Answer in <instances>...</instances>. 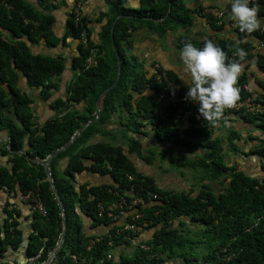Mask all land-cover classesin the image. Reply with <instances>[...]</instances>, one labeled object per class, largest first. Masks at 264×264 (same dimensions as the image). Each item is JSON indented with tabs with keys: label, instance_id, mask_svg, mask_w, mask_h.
<instances>
[{
	"label": "trees",
	"instance_id": "trees-1",
	"mask_svg": "<svg viewBox=\"0 0 264 264\" xmlns=\"http://www.w3.org/2000/svg\"><path fill=\"white\" fill-rule=\"evenodd\" d=\"M124 1L106 0L110 18L99 35L100 45L86 39L87 45L83 46L80 43V30L73 26L71 11L66 20L64 36L56 39L51 31L53 17L44 13L48 11L45 0H37L40 10L24 0H0V85L5 88L3 90L0 87V131H5L8 138L7 143L0 145V157L10 156L7 160L10 167H0V190L3 189L7 195L15 194L16 191L35 192L45 209L44 218L31 214V231L24 248L25 258L37 256L38 262L45 261L57 243L60 232L59 209L51 195L43 169L28 160L43 161L65 145L81 124L94 117L97 96L112 83L115 76L116 60L111 48L112 41L120 64L119 79L102 98L98 121L85 127L75 141L48 165L66 216L65 239L55 260L58 264H77L81 259L87 264H112L106 259V252L112 247L127 246L129 242L123 237H129L130 233L115 235V227L110 226L109 217L105 214L98 216V205L106 208L116 200L117 195L129 192L146 202L140 211L142 220L146 221L143 231L152 230L150 244L153 251L160 254L168 252L169 256L174 257L175 250L181 249L180 235L172 228L173 221L178 219L181 227L185 223L196 224L203 227L204 233L217 236V245L205 260L220 248L229 247L231 252H238L227 264H264V178L259 182L258 179L237 171L234 166L228 167L223 163V147L218 140L211 139V131L216 123L204 121L198 112V105L186 109L188 125L181 131L172 121L173 109L169 105L165 109L167 116L160 115L158 95L162 92L171 97L176 93L164 89L163 79L157 82L153 76L144 79L136 74L121 53L120 42L128 43L126 39L134 29V23L152 27L162 35L172 26L188 28L192 22L188 16L190 10L182 5L181 0H140L137 9L125 8ZM258 2L262 3L259 13L264 16V2L256 0L255 3ZM199 10L201 8L194 12L199 13ZM116 16L121 17L114 22ZM203 17L212 29H221L222 21L217 24V20L204 13ZM113 22L110 39L109 30ZM234 31L237 42L241 41L245 33H241L237 27ZM7 32L14 40L8 38ZM252 34L259 41L264 40V30L261 33L257 30ZM67 36L79 40L77 55L72 56L68 63L69 69L73 71L72 77L65 86L63 100L58 98L50 104L51 110L57 114L38 125L32 121L30 98L18 88L19 77L25 79L28 87L39 89L41 99L47 100L51 92L57 89L54 79L57 80L61 75L65 60L60 55L33 54L24 41L29 46L43 42L44 47L50 49L55 48L60 41L63 43ZM179 40L180 47H183L184 39L180 37ZM237 42L228 39L216 44L228 55L236 52ZM203 44L199 46L203 47ZM238 46L248 52L252 49L249 43H239ZM94 49L97 54L95 65L85 69L84 61L90 54L89 50ZM101 52L103 56L99 55ZM238 61L235 59L231 62ZM255 63L258 70L264 73V57L257 55ZM164 73L169 81L179 85L175 75L169 71ZM244 81L243 77H239L237 84L245 83ZM145 88L151 91L148 95L142 94ZM133 96H136L135 100ZM260 97L261 110L258 114L240 111L236 115L264 131V95L261 94ZM8 103H11L15 121L2 113L3 107ZM79 104L82 108L77 110L76 106ZM62 107H65L64 111H60ZM119 109L129 116L125 126H132L135 135L144 134L141 129L148 127L157 141L173 139L181 142L184 147H196L201 154L195 164L212 180H219L218 193H213L208 186L195 195L161 190L151 178L135 170L120 146L108 141L89 143L90 138L99 133L98 128L104 132L101 127L106 125L112 114H118ZM225 114L227 112L223 115ZM233 137L235 134L229 136L227 141L230 142ZM24 144L27 149L17 154ZM137 147L134 142L131 150L136 151ZM253 153L264 159V147L255 149ZM63 159H66L65 165L61 169V176H58L60 172H57L56 167L58 161ZM83 160L89 161V164L84 165ZM144 160L149 163L148 159ZM83 171L99 176L108 175L113 184H81L74 188L73 175ZM227 173L228 177H223ZM147 193L154 195L155 199L147 198ZM9 206L5 203L3 209L5 218L2 220L0 255L7 248L17 249L23 239L15 220L18 213L8 209ZM75 208L91 221V226H109L108 231L89 249L86 238L80 233ZM108 242H111V246L107 245Z\"/></svg>",
	"mask_w": 264,
	"mask_h": 264
},
{
	"label": "crops",
	"instance_id": "crops-1",
	"mask_svg": "<svg viewBox=\"0 0 264 264\" xmlns=\"http://www.w3.org/2000/svg\"><path fill=\"white\" fill-rule=\"evenodd\" d=\"M24 1L28 3V0ZM74 2L75 0H45L44 2L45 5L48 6V11H44V13L47 12L53 17L51 31L56 39H61L65 34L64 30L66 20ZM181 3L185 8L190 10L188 16L191 18L192 22L188 28L183 29L179 26H172L165 33L159 35L158 32L152 27L140 23H134V29L129 33L126 39L128 43L121 41L120 48L125 60L128 61L127 59H129L133 63L132 66H129L130 69L138 71L136 74L143 76L144 79H148L155 75L156 68L163 72L169 71L175 75L181 88V92L185 94L187 92V87L184 85L183 80L187 79L188 77L183 71V63L180 59V53L183 47H180L181 41L179 38L182 37L184 39V43L191 42L197 48H202L199 45L204 43L206 40H212L215 43H218L220 41L229 39L237 42V37L234 31V28H236L235 22L230 19L229 16L231 8L230 0H181ZM139 4L140 0H125L123 3L125 8L130 9H137ZM249 6H258V18L261 20V27L264 26V16L260 15L259 13L262 3L258 2L252 5L250 4ZM199 8H201L199 13L194 12L195 9ZM107 9L108 7L106 5V0H85L81 4V20L79 21V27L82 28L81 38H83L85 35V38L91 41L93 44L100 45L99 35L106 21L110 18V15L107 13ZM208 10H217L223 13V19L220 20V22L222 21L221 29H212L206 19L203 17V13L206 14ZM7 36L9 38V35ZM241 41L242 43H249L252 49L250 51V58H245L244 61H238L243 65V71L240 77L244 78V82L256 95H264V73L258 70L255 63L257 55L264 57V46L258 44V39L252 33H245L241 38ZM78 42L79 40H74L67 36L63 43L60 41L55 48L50 49L44 47L43 42L35 46H29L27 42H25V44L29 47L30 52L33 54L60 55L65 60V64H68L69 59L72 56L77 55L76 49ZM93 52L96 54V49H94ZM99 55L103 56V52H101ZM72 72L73 71L69 69L68 65L65 75L63 76L61 73L57 80L54 79V82L57 83V89L53 90L54 93L51 92V96L47 100L43 101H39L36 96H33L34 92L38 93L39 89L28 87L25 83V80H23L21 76L19 77L17 83L18 88L31 100L29 108L31 111L32 121L36 122L38 125H42L45 121L57 114L56 111L51 110L50 104L58 98L63 100L64 89L68 80L72 77ZM61 81H64V83H61ZM0 87L5 90L4 85H0ZM150 92L151 91L147 88L142 90V94L144 95H148ZM6 95L8 96L7 93ZM54 95L56 97H54ZM50 98H53L54 100L50 101ZM135 99L136 96H133V100ZM167 100L168 98H164V102H161V109L159 111V114H163L164 117L167 116V110H165L167 107L165 104ZM77 106H79V108ZM77 106V110L82 108L81 104ZM64 109L65 107H62L60 111H64ZM2 113L15 121L14 114L11 111V103H8L3 107ZM115 115L116 114L114 113L110 116L109 120L111 123L107 122L105 126L101 127L105 132L109 130L114 131L115 128L117 129V126L112 123V120L115 119ZM187 125L188 120L187 115L185 114L181 121L177 124V128L179 131H181L187 127ZM232 134H235L233 140L231 142L227 141V138ZM6 138V132L0 131V145L7 143ZM211 139L218 140L223 147L222 160L226 166H234L237 171L242 172L245 176L250 178L259 180L263 177V168L260 163V157H257L253 151L257 148L264 147V131L257 128L255 124L246 123L236 114L227 113L216 122L211 131ZM98 141L107 142V140L102 139L98 133L90 138L89 143ZM227 142H229L228 144H230L234 150L237 148L238 156L240 155L242 157L239 159L232 157V154H235L236 152L232 148H227ZM194 148L197 149L196 147ZM229 150L235 153H232ZM197 151L198 153L200 152L198 149ZM225 152L229 153L227 157ZM244 155L246 158L243 157ZM225 157L227 160L229 159V161H225ZM9 158L10 156L0 157V167L6 166L9 168L10 163H7ZM65 160L66 159L58 161L56 170L57 172H60V174L62 167L65 165ZM233 161H236V165L232 164ZM82 162L84 165L89 164V161L87 160H83ZM228 174L229 173L223 174V177H228ZM73 180L74 188L81 184H86L87 186L113 184L108 175L99 176L98 174L86 171H83L79 174H74ZM178 185H183V183L180 181ZM156 186L162 190H166L157 184ZM15 194L18 195V192L16 191ZM5 203L9 204L10 206L11 203H13L16 206L15 212L18 213V216L15 220L18 224V228L22 232V237L28 235L30 232L32 218L27 205L21 204L16 198L13 201H10L7 194L3 190H0V237H2V220L5 218L3 214ZM74 212L77 221L80 223V233L86 238L85 241L87 246L94 238L108 231L109 227L104 228L102 226H91V221L82 215V213L77 208L74 209ZM151 235L152 230L148 229L143 231L139 237L142 241H148L151 238ZM120 247L121 246L115 249L118 251ZM24 248L25 241L23 238L17 249L12 250L7 248L4 253L0 255V264H26ZM114 250L108 251L107 254V257H111L112 264H115L118 260L117 254L115 253L116 251ZM50 264H58V262L54 259Z\"/></svg>",
	"mask_w": 264,
	"mask_h": 264
},
{
	"label": "rangeland",
	"instance_id": "rangeland-1",
	"mask_svg": "<svg viewBox=\"0 0 264 264\" xmlns=\"http://www.w3.org/2000/svg\"><path fill=\"white\" fill-rule=\"evenodd\" d=\"M127 60L128 66H132L133 63L131 60ZM137 72L135 71V73ZM52 93L54 92L52 91ZM33 96H36L39 101H43L39 91L38 93L34 92ZM77 107L79 108V106ZM118 112L115 115V119L112 120V123L117 126V129L103 132L98 128L97 132H99L102 139L116 146H120L123 154L138 173L146 177L148 176L153 182L155 181V185L157 184L166 190L188 192L191 195H195V192L208 186L213 193H218L219 180H212V178L205 175L195 164L200 157V152L198 153L197 149L194 147H184L181 142L173 139H161L159 142L155 139L153 132L148 130V127L141 129L144 134L135 135L132 132V126H125V122L129 116L124 114L120 109ZM108 122L111 123L110 120ZM134 142L138 146L136 151L131 150ZM228 143H226L227 148H232ZM232 149L234 150V148ZM234 151L236 153L231 151L235 153L232 154V157H236L237 159L242 157L240 155L238 156L237 148ZM228 155L229 153H226V157ZM226 157L224 158L225 161H229ZM144 158L148 159L149 163L145 162ZM232 164L236 165V161H233ZM58 176H61V174H58ZM180 181L183 185H178ZM178 222L179 220L175 219L172 223V228L178 231L182 247L181 249L175 250L176 255L174 257L169 256L168 252L160 254L153 251L150 239L148 241H142L140 237L133 239L127 246L120 245L121 247L118 251L115 248L119 246L112 247L108 251L115 249L114 251H116L115 253L118 258L115 264H169L170 262L197 264L198 262L207 261L205 259L217 245V236L215 234L204 233L202 226L185 223L181 227ZM108 251L106 252V257ZM109 258L108 260L111 262V257ZM96 264H100V262Z\"/></svg>",
	"mask_w": 264,
	"mask_h": 264
},
{
	"label": "built area",
	"instance_id": "built-area-1",
	"mask_svg": "<svg viewBox=\"0 0 264 264\" xmlns=\"http://www.w3.org/2000/svg\"><path fill=\"white\" fill-rule=\"evenodd\" d=\"M85 0H75L74 4L71 7V13L73 16V26L74 28H78L80 30V43L83 46L87 45V41L85 38V35L83 38H81L82 28L79 27V21L81 20L80 16V6ZM264 2V0H261ZM256 0H249L250 3H255ZM5 6V5H4ZM264 6V5H263ZM212 18L217 20V24H219L220 20L223 19V13L221 11L217 10H208L207 13ZM264 30V27H260L259 33H261ZM258 44L264 46V40L258 41ZM90 54L84 61V68H89L91 66L95 65V60L97 58L95 52L93 50H89ZM247 56H251L250 51H246ZM228 62H231L235 59L238 60V57L236 56V52L230 53L227 55ZM247 58V57H246ZM154 80L159 82L161 79H163L165 83L164 89L166 90H172L176 94L168 97L164 93H160L158 95L157 100L161 102H164V98H168L167 102L165 103L166 106H170L173 109V117L172 121L178 124L182 117L186 113V109L190 106H195L194 102L186 101L185 100V94L181 92L180 86L177 84L172 83L169 81L165 73L161 70H158L156 68L155 75L153 76ZM240 89V99L236 103L235 107L231 109H225L224 112L230 113V114H236L240 111H242L245 114H258L261 110V94L256 95L246 83H239L236 85ZM171 98V99H170ZM264 124V123H263ZM177 126V125H176ZM7 148V146H6ZM260 163L262 168L264 169V159L260 158ZM128 180H130V177L126 176ZM264 178V173L263 177ZM261 178L259 179L260 182ZM3 190V189H2ZM4 191V190H3ZM9 197L10 201H13L15 198L20 202L21 204H26L28 207V210L31 214L35 213L39 217L44 218L45 217V209L42 203L39 200L38 195L35 192L27 191L20 193L18 195L9 193L7 195ZM147 198L155 199L154 195H151L149 193L146 194ZM116 200L112 202L111 204L107 205L106 208L101 207L98 205V216L101 214H105L107 217H109L110 220V226L115 227V235H120L122 233H130V236L127 235L123 238L125 240H128V242H131L133 239L138 238L139 235L143 232V228L146 226V221L142 220V213L140 211V208H144L146 205V202L141 199L140 197H134L131 193H125L122 196L117 195ZM16 206L11 203V206L9 209L15 210ZM101 226V225H100ZM104 228H108L109 226H102ZM105 234V233H103ZM102 234V235H103ZM101 236V235H100ZM100 236L94 238L87 246V249L90 248V246L94 243L100 240ZM108 246H111V242L107 243ZM237 250L235 252H231V249L229 247L227 248H220L218 251H215L211 257L205 261V262H198L197 264H227L235 254H237ZM73 261H75L74 258H72ZM106 259H110L109 257H106ZM87 264L84 260H80L77 262V264ZM26 264H44L43 262L37 261V256L30 257L26 259ZM169 264H179L170 262Z\"/></svg>",
	"mask_w": 264,
	"mask_h": 264
},
{
	"label": "clouds",
	"instance_id": "clouds-1",
	"mask_svg": "<svg viewBox=\"0 0 264 264\" xmlns=\"http://www.w3.org/2000/svg\"><path fill=\"white\" fill-rule=\"evenodd\" d=\"M230 19L241 33L251 34L261 27L258 6H249V0H230ZM264 27V26H263ZM259 41V40H258ZM237 42L236 56L244 61L247 52ZM180 59L187 79L185 100L198 105V112L204 121L215 124L221 119L225 109L235 107L240 99V89L236 86L243 71L239 62H228L226 52L212 40L204 41L202 48L191 42L184 43Z\"/></svg>",
	"mask_w": 264,
	"mask_h": 264
},
{
	"label": "water",
	"instance_id": "water-1",
	"mask_svg": "<svg viewBox=\"0 0 264 264\" xmlns=\"http://www.w3.org/2000/svg\"><path fill=\"white\" fill-rule=\"evenodd\" d=\"M28 3L32 4L33 7L37 10H40L37 6V0H28ZM47 13V12H46ZM121 16H116V18L114 19V22L115 20H117L118 18H120ZM166 17V15L162 18V20ZM114 22L112 23V26L110 28V37L112 39V30H113V25H114ZM3 33H5L4 31H2ZM7 35H9V39L11 40H14V38L10 35L9 32H7ZM27 42V41H25ZM111 48L114 52V55H115V60H116V71H115V76H114V79L112 81V83L106 87L96 98L95 100V103H94V117L87 120L85 123L81 124L78 129L73 133V135L70 137L69 141L63 145L62 147L56 149L54 152H52L49 156H47L46 159H44L43 161L39 162L40 160H36V159H29L28 161L31 162V163H34V164H38L42 167L43 169V174L45 176V179L48 183V186H49V189H50V192H51V195L53 196V199L55 200L57 206H58V209H59V220H60V232H59V236H58V240H57V243L55 244L53 250L47 255L45 261H44V264H50L56 257L58 251L62 248L63 246V242H64V239H65V234H66V216H65V211H64V206L60 200V197L56 191V188H55V185H54V181H53V176L52 174L50 173V170H49V163L50 161L55 157L57 156L59 153L65 151L74 141L75 139L79 136L80 132L85 128L87 127L88 125L92 124V123H95L98 121V118L100 116V103L102 101V98L104 97V95L110 91L117 83L118 79H119V72H120V64H119V59H118V55H117V52H116V49L111 41ZM67 69H68V64H65L64 65V70L62 71V75L64 76L65 73L67 72ZM18 74H20L19 71H17ZM22 77V76H21ZM23 78V77H22ZM23 80H25L23 78ZM61 83H64V81H61ZM54 97H56L54 95ZM54 99L53 98H50V101H53ZM6 142H8V138H6ZM7 146V145H6ZM27 149V145L24 144V146L22 147V150L20 152H17V154H21L23 153L25 150ZM21 192L18 191V194H20ZM31 231V229H30ZM27 236L28 235H25L23 238H24V241H25V245H26V242H27Z\"/></svg>",
	"mask_w": 264,
	"mask_h": 264
}]
</instances>
